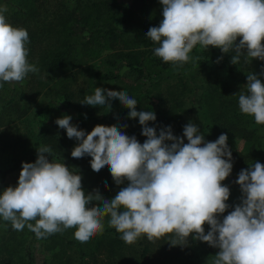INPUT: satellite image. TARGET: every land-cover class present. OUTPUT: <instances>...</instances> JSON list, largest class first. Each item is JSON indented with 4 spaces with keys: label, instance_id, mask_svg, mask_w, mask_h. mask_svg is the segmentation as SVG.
Segmentation results:
<instances>
[{
    "label": "clouds",
    "instance_id": "1",
    "mask_svg": "<svg viewBox=\"0 0 264 264\" xmlns=\"http://www.w3.org/2000/svg\"><path fill=\"white\" fill-rule=\"evenodd\" d=\"M159 2L163 19L149 28L146 37L159 45L154 54L163 62L183 66L195 59L190 53L197 45L234 52L233 64L241 57L245 62L264 61V0ZM6 12L0 7V87L22 83L29 73L39 72L28 60V31L13 26ZM246 88L247 93L238 97L239 110L264 125V83L249 72ZM113 99L129 110V118H138L141 134L147 137L143 143L116 126L98 124L86 133L67 115L55 123L79 142L71 151L73 158L90 156L94 172L107 167L116 185L127 180V186L112 199H104L98 191L86 194L81 175L54 159L50 147L41 146L34 163L22 162L16 186L0 192V218L16 231L27 227L37 239L75 229V239L87 243L103 233V220L109 217V226L128 245L142 236L155 242L171 234L170 245L186 246L192 235L219 249L212 264H264V164L256 162L240 171L235 182L242 192L241 203L221 221L218 216L229 208L230 196L222 181L233 167L227 135L205 142L191 122L183 128L187 143L174 136L170 126L157 135L154 127L147 126L156 120L155 113L138 112L137 99L126 90L96 87L81 103L110 110ZM93 201L102 202V207H90Z\"/></svg>",
    "mask_w": 264,
    "mask_h": 264
},
{
    "label": "rangeland",
    "instance_id": "2",
    "mask_svg": "<svg viewBox=\"0 0 264 264\" xmlns=\"http://www.w3.org/2000/svg\"><path fill=\"white\" fill-rule=\"evenodd\" d=\"M117 2L126 7V10L131 13L129 18L132 22L140 21L141 19L153 21L156 16H162V5L159 0H117ZM0 7L7 8L5 15L13 26H20L28 31V60L29 63L35 64L39 68V72L29 73L22 83H5V85L9 86V89H3L2 97L0 98V167H4L5 162L9 160L11 155L16 156L19 162L18 168L7 175V188L9 186H16L22 162H35L37 158V152L34 154L35 145L50 147L53 153L52 157L62 162L61 158L56 154L61 152L67 156L79 143L74 138L69 139L66 135V131L64 129L61 131L62 128L55 123L57 119L67 115L71 117L70 123L74 125L78 120L77 116L74 114L54 112L50 116L45 114L36 115V111L49 103V96H52V92L55 90V88L51 86L58 79V76L53 75V73L43 71L41 67L43 58L48 56L50 51L55 49L56 45L63 42V34L67 32L66 25L69 23L65 17H69L70 14L75 11L78 13L79 9L76 8L73 1L70 0H0ZM77 13L75 17L71 16V18L74 20L78 19L79 14ZM131 24L133 23H130V25ZM80 34L82 36L87 35V29ZM105 39L106 37L104 36L95 39L96 43L99 45L95 47L98 48L100 53V58L96 60L98 65L103 58L112 55L113 50L110 47V43L105 41ZM201 49L199 45L191 51L190 56L195 59L190 60L191 66L179 74L178 77L182 80L178 81L174 76H169L161 82L159 88H150L154 103L153 107L159 104L165 109H170L172 106L180 107L178 113L183 122V127L191 122L198 127L200 133L203 132V129L208 123L207 114L201 111L203 110V105L201 104V110L196 108L200 107L198 98L201 97L205 90L200 84H206L210 78L207 69L202 68L203 61L199 55ZM88 57L89 56L85 54L83 59L88 60ZM99 69L104 70V67H100ZM124 69L127 70L124 71ZM118 72L120 75L118 79L98 83L94 82V89L100 87L118 92L126 90L130 97L137 99L138 107L144 111H150L151 107H149L150 104L148 100L149 93L147 92V86L150 85L147 83L145 85L146 87L141 88L140 85L144 79L132 73L126 66H120ZM234 72L236 74H248L246 70L240 67H235ZM164 75L165 74H163V76ZM84 78L83 75H79L77 79L81 81ZM218 82L220 85L229 87V93H226L227 97H231L234 93H237L238 97L240 92L247 93L246 84L235 78H230L226 69L219 70ZM185 85L186 87H184ZM12 86H17L15 92L10 89ZM79 86L81 87L83 84ZM73 87H75V84ZM18 89L23 91L22 95H20ZM11 97L15 98L12 105L7 101ZM113 104L114 109L117 110L115 115L109 114L110 110L107 107L100 106L102 108L99 109L97 114L91 116L93 119H82L85 125L80 129L87 133L98 124L120 128L119 117H121L125 107L121 105L119 100L113 99ZM122 116L129 129L138 132L139 135L142 133V126L139 124L138 118H129L128 113ZM108 118L110 120H108ZM47 127L56 129V131L53 132L54 138L51 143L42 140L40 136V133ZM181 131L183 132V130ZM254 135L257 137V142L260 143L261 133L259 129ZM174 136L182 138L184 143H187V139L183 137V135L177 134ZM15 139H20V143H17L18 145L15 143ZM227 141L228 148L232 153L231 162L233 167L231 174L222 181V184L224 185L227 184L228 181H231L233 183L232 185L239 186L235 181L238 179L240 171L242 169H249L256 162H260L261 155L258 150L250 149L243 139L228 137ZM33 154L35 158L31 159ZM238 154H241V158L243 159L240 161V165L236 160L239 158ZM45 155L49 160L52 159L49 154ZM82 159L83 157L78 158V161H82L78 168L71 166L70 169L81 175L82 187L87 194L89 193L87 190L88 185L93 184L87 177V170L83 168ZM128 183L129 182L125 180L121 185H116L113 181L111 184L113 186L111 188L99 190L98 192L104 199H112L117 192L121 188L126 187ZM225 186L228 187L229 185ZM92 191L94 194L97 192L95 188H93ZM237 191H241L240 186L235 188L234 193ZM241 198L242 192L233 197V200L235 199L233 207L241 203ZM89 206L99 208L102 207V202L93 201ZM1 220L4 227L2 233L3 241L11 237V233H15L14 236H19L23 238V241L25 240L23 244V253H25L23 261L25 263L28 262L26 250L28 249L30 241H33L32 246L29 248V253L30 258L32 257L34 259V264H78L79 252H77L75 248L70 247L66 251L67 253L62 252L64 251V246L51 241V235L46 238L37 239L35 234L32 235V232L27 227L22 231H16L12 228L10 222H5L2 218ZM108 220L109 217H105L103 220L105 227L102 234H97L87 243L80 242L83 249L88 253L84 258V264H185L183 262V256L192 255L198 249L195 247L196 240L193 239L192 235L187 238L188 243L186 246L170 245L171 240L174 239V236L171 234L155 240V242L149 241L146 236H142L136 243L128 245L120 238V233H118V236L114 235L111 229L112 227L108 224ZM32 223L35 222L32 221ZM204 229L209 231V226L205 224ZM74 231L75 229H68L62 233H55L54 236L58 240L63 239L68 241L69 239H74L76 242H79L74 237ZM88 245H92V248ZM144 251H146V254L143 256L142 254ZM218 251V248L213 247V252L211 254L204 253V256L200 258L199 264H212ZM68 253L71 257H69ZM19 262H21L20 259H14L13 264Z\"/></svg>",
    "mask_w": 264,
    "mask_h": 264
},
{
    "label": "trees",
    "instance_id": "3",
    "mask_svg": "<svg viewBox=\"0 0 264 264\" xmlns=\"http://www.w3.org/2000/svg\"><path fill=\"white\" fill-rule=\"evenodd\" d=\"M73 1L78 13L72 12L69 17H65L69 22L66 25L67 32L63 34V42L56 45L50 54L43 58L41 65L44 72L53 73L58 76L56 82L51 86L55 90L52 92V96H49V103L36 111V115L45 114L50 116L54 112L72 113L77 116L78 120L73 126L78 129L83 127L85 123L82 121L83 118L93 119L92 115H96L100 106H89L82 104L86 96L94 94V82H104L118 79L120 66H126L129 70L136 74L138 77L144 79L141 83V88L146 87L148 83L147 92L149 93V107L152 112L155 113L156 120L149 121L148 127H154L157 135L163 128L170 126L173 135H183V122L178 113L180 107H174L165 109L160 104L155 105L152 100L150 88H159L162 81L166 77L174 76L178 81L182 80L179 76L183 70L188 69L191 66V61L185 63L183 66H173L171 63H165L161 58L154 54V49L158 47V44L152 42L146 33L150 27L159 26L162 21V16H156L152 20L141 19L140 21H130V12L126 10V7L117 2V0H70ZM74 7V9H75ZM79 14L78 19H72ZM77 23V24H76ZM118 23V24H117ZM130 23H133L130 25ZM87 29V35H81ZM100 36L106 37L105 41L110 43L112 48V55L103 58L98 65L96 60L100 58L99 46L95 39ZM239 42V38L237 43ZM264 43V42H262ZM197 45L196 47H198ZM87 54L88 60L83 59ZM235 53L229 51L228 53H222L219 48H202L199 55L203 61V69H207L209 79L206 84L201 83L200 86L204 88L201 97L198 98L200 107H196L208 116V123L203 129L205 142H214L221 134H226L227 137L236 139H243L250 149L258 150L261 155V164H264V125H258L255 123L252 116L244 115L240 112L238 106V95L234 93L231 97H227L226 93H229L226 85H220L218 82V72L221 69H226L230 78H235L238 81L247 83V74L244 73L236 74L234 72L235 67H240L246 70L248 73L251 72L264 82V61L259 59H252L249 62H245L244 57L240 58L239 63H231L232 56ZM100 67H104V70H100ZM167 73V74H166ZM163 74H165L163 76ZM79 75H83L85 78L79 81L77 78ZM215 79V81H214ZM214 81V82H213ZM75 84V87L73 85ZM83 84V86H79ZM50 87V88H51ZM186 87V85L184 86ZM9 89V86L3 83V88L0 87V98L2 97L3 89ZM222 88V89H220ZM14 92L17 90V86L10 87ZM20 95L22 92L20 89ZM48 92V91H47ZM48 95V94H47ZM226 95V96H225ZM191 99V98H190ZM197 99V98H196ZM192 100V99H191ZM9 104H13L15 101L14 97L7 100ZM175 102V101H174ZM111 108L109 114L115 115L117 112L114 109L113 100L110 101ZM202 104V105H201ZM122 115L128 113V109H123ZM136 110L144 111L140 107L136 106ZM119 117L120 130L123 134L129 137L135 136L138 142L143 143L147 137L139 135L138 132H134L127 126V123L123 116ZM108 120H110L108 118ZM95 121V120H93ZM126 125L127 127H123ZM259 129L261 133L260 143L257 142L255 137L256 131ZM55 128L47 127L40 133L41 139L46 142H52L54 138ZM63 131V129L61 130ZM15 143H20V139H15ZM170 144V141H166ZM18 145V144H17ZM228 145V141H227ZM35 153L41 146L35 145ZM31 156V159L35 158V155ZM53 155V153H52ZM57 156L61 158V161L66 164L69 168L72 166L78 168L81 164L77 158L71 156V152L68 155L64 153H57ZM55 155V156H56ZM238 164L242 155L238 154ZM18 158L14 155L9 157V160L5 162L4 167H0V192H2L7 185L6 178L9 173H12L18 168ZM83 168L87 170V177L93 185H88L87 190L89 193H93V188L97 191L106 190L111 188L113 185V178L110 174V170L106 167L99 173L94 172L90 166V156L83 157ZM236 161V162H237ZM72 164V165H71ZM107 184V188L105 187ZM231 181L227 184L230 188V196L227 202L229 208L225 213L218 216V219L222 221L223 216L234 210L233 204L235 199L233 197L239 195L241 191L234 193L237 185H232ZM234 188V189H233ZM3 223L0 218V264H13L14 259H20L21 262L15 264H34V259L30 258L29 248L32 246L33 241H30L26 255L28 262L25 263L23 253V238L14 236L15 233H11L6 241L2 240ZM114 235L118 236V232L114 228H111ZM205 230V234H207ZM32 235L34 233L32 232ZM51 241L57 242L64 246L66 252L68 248L73 247L79 252L78 264H84V258L87 256V252L83 249L80 242H76L74 239L68 241L63 239H56L54 234L51 235ZM16 242V243H15ZM195 247L198 248L194 254L184 255L183 262L185 264H199L200 258L204 256V253L211 254L213 247L208 243L200 240L195 241ZM6 248H5V246ZM15 243V244H14ZM92 248V245H88ZM201 251V252H200ZM67 253V252H66ZM65 253V254H66ZM146 254V251L142 254ZM69 257L71 255L68 253Z\"/></svg>",
    "mask_w": 264,
    "mask_h": 264
}]
</instances>
